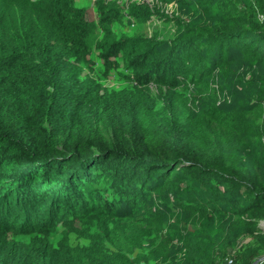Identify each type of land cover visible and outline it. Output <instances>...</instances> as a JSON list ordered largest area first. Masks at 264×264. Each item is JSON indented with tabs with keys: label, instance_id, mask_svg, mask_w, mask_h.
<instances>
[{
	"label": "trees",
	"instance_id": "obj_1",
	"mask_svg": "<svg viewBox=\"0 0 264 264\" xmlns=\"http://www.w3.org/2000/svg\"><path fill=\"white\" fill-rule=\"evenodd\" d=\"M99 1L101 15L90 21L76 0H0V264H112L104 214L133 216L182 174L207 192L183 205L193 217L225 206L248 218L243 226L264 221V177L231 160L263 121L250 123L251 108L245 128L206 118L218 124L205 123L204 144L170 115L182 101L172 89L221 68L226 51L264 64V0L231 5L204 33L170 43L119 38L121 6ZM205 40L207 50L195 47ZM112 75L119 87L106 85ZM153 110L160 116L150 120ZM263 254L264 241L229 258L251 264Z\"/></svg>",
	"mask_w": 264,
	"mask_h": 264
},
{
	"label": "rangeland",
	"instance_id": "obj_2",
	"mask_svg": "<svg viewBox=\"0 0 264 264\" xmlns=\"http://www.w3.org/2000/svg\"><path fill=\"white\" fill-rule=\"evenodd\" d=\"M76 1L80 6L87 7L90 21H96L101 15L97 9V6L101 9V1ZM110 1L121 6L120 17L127 18L114 26L119 38L123 35L135 38L141 34L149 40L170 43L183 35L193 37L204 33L226 17L229 6L240 5L244 10L250 0H195L192 4L190 0H103L104 3ZM134 7H145L147 11L142 16H135L131 10ZM260 17L264 18V15L260 14ZM195 47L207 50L206 40L195 44ZM138 48L144 49L142 46ZM200 57L195 56L194 59L199 61ZM261 63L252 57L238 55L237 50L226 51L221 68L212 67L200 80L193 82L194 79H189L186 86L172 89V92L181 95L182 101L180 103L179 99L177 108L170 115L182 130L206 144L207 138L203 133L205 123L215 127L218 124L206 118L215 122L234 120L230 123L238 129L245 128L243 111L251 108L254 118L250 123L257 119L263 124L252 126L250 130L253 131L254 127L257 132L247 135L243 150L231 151V160L244 162L254 173L264 177V64ZM194 68L195 64H188V73ZM110 71L113 74L115 70ZM114 77H104L108 87L120 86ZM152 90L155 95L159 93L155 85ZM238 114L242 115L236 119ZM159 116L153 110L150 120ZM60 189L59 186L57 192ZM206 194L201 184L182 174L176 179L173 190L164 195L147 197L133 216L116 218L107 211L103 223H107L106 232L113 231L111 239L116 248L111 254L115 259L112 264H225L229 257L238 261L248 251L261 249L264 221L249 228L242 225L248 219L246 216L225 206L213 214L196 212L194 217L183 208V205L204 199ZM97 234L95 227L92 235ZM71 239L73 243L85 244L76 232L71 233ZM263 256L256 257L251 264Z\"/></svg>",
	"mask_w": 264,
	"mask_h": 264
},
{
	"label": "built area",
	"instance_id": "obj_3",
	"mask_svg": "<svg viewBox=\"0 0 264 264\" xmlns=\"http://www.w3.org/2000/svg\"><path fill=\"white\" fill-rule=\"evenodd\" d=\"M226 264H234L233 259L232 258H228L226 261Z\"/></svg>",
	"mask_w": 264,
	"mask_h": 264
},
{
	"label": "water",
	"instance_id": "obj_4",
	"mask_svg": "<svg viewBox=\"0 0 264 264\" xmlns=\"http://www.w3.org/2000/svg\"><path fill=\"white\" fill-rule=\"evenodd\" d=\"M263 260H264V256L261 257L260 259H258L257 261H255L254 264H256V263L259 264V263H261Z\"/></svg>",
	"mask_w": 264,
	"mask_h": 264
}]
</instances>
